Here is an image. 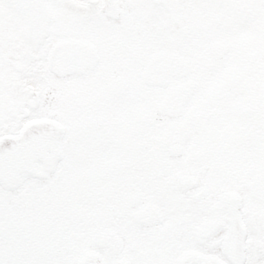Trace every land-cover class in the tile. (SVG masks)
Here are the masks:
<instances>
[{
    "label": "rangeland",
    "instance_id": "374dc122",
    "mask_svg": "<svg viewBox=\"0 0 264 264\" xmlns=\"http://www.w3.org/2000/svg\"><path fill=\"white\" fill-rule=\"evenodd\" d=\"M218 9L226 16L222 18ZM173 11L179 24L181 45L194 49L185 51L193 56L195 71L192 78H196L198 84L195 98L221 99L219 104L222 101L224 106L214 127L212 122L216 118L210 112L211 103H206L203 110L198 109V103H191L185 116L175 122L159 118L156 109L164 92L142 89L137 83L120 102L112 103L111 98L102 96L106 102L103 105L107 107L96 100V106L88 108L70 98L72 115H81L88 121V110H96V120L112 130L114 145L105 142L99 147L104 152L94 151L92 158L88 156L95 168L99 159V169L85 168L88 171L82 174L86 179L83 183L70 178L68 181L66 176L64 179L58 177L60 184L48 187L29 181L31 191L38 194L23 197L21 201L18 198L23 191L19 187L14 193H0V264H59L58 258L64 253L77 257L92 245L91 235L84 237L80 231L84 213L93 206H105L107 201L120 196L126 170L134 175L147 164L145 179L150 190H166L168 184L175 190L179 177L192 172L190 163H193L196 150L205 147L217 146L216 149L210 148L211 153L220 156L226 172L215 170L212 174L228 184L229 190L241 187L228 175L241 180L250 179L244 181V189L264 207V138H261L264 57L260 56L264 49V0H177ZM232 15L235 17H229ZM218 18H222L219 23ZM252 20H258V26L251 23ZM213 27L227 29L223 37L230 42L238 40L239 45V54L238 50L237 53L233 51L217 66L206 55H209L211 40L221 37L210 35L216 32ZM102 39L106 46L107 37ZM255 39L260 40L259 46L248 55L247 42ZM209 62L212 64L208 65ZM95 131L98 132L97 128ZM255 137L260 147L253 142ZM175 143L187 153L179 160H171L168 154ZM168 173L172 176L164 183L166 187H162L159 182ZM212 174H204V185L212 184ZM24 192L27 194V190ZM34 203V216H29L30 206ZM249 223L250 237L257 242L259 235L256 232L264 229V210L252 215ZM68 259L65 263L72 264V259ZM187 261L189 257L183 256L180 264Z\"/></svg>",
    "mask_w": 264,
    "mask_h": 264
},
{
    "label": "flooded vegetation",
    "instance_id": "af4514ba",
    "mask_svg": "<svg viewBox=\"0 0 264 264\" xmlns=\"http://www.w3.org/2000/svg\"><path fill=\"white\" fill-rule=\"evenodd\" d=\"M46 1L51 19L47 36L38 43L41 26L29 29L34 42L25 40L20 15L0 0V138L18 135L30 122L44 123L50 135L41 141L45 160L33 162L38 173L44 171L53 151L62 153L64 136L74 121L68 114L70 96L87 101L83 93L95 82L100 84L103 76L138 74L149 53L150 32L159 31L163 36L166 33L162 40L170 42L168 49L179 48V38L175 35L179 26L172 10L176 0H116L120 9L116 20L108 19L102 12L108 0ZM159 10L150 17L153 24L157 22V28L150 29V23H143L138 16V13ZM67 38L86 39L96 46L98 61L93 70L81 76L63 77L48 71L46 57L50 48ZM194 168L198 169L195 164ZM207 174H212L211 170ZM192 176L198 181L196 188L183 195L159 196L158 204L143 201L145 184L142 183L135 191V195L142 197L138 206L129 204L130 197H127V204L125 200L119 202L120 210L110 212L97 222L90 231L95 237L112 230L123 241L119 255L93 245L100 263L165 264L162 253L166 251L168 264H180L183 256L189 257L184 264H228L229 213L235 209L241 213L242 203L238 197L230 196L228 184L216 176L212 175L209 185H204L202 173ZM33 179L53 184L49 176ZM150 206L159 209L161 219L138 224L136 212ZM252 246L244 249L246 262L260 264L259 258L253 257L263 255L259 252L264 253V245Z\"/></svg>",
    "mask_w": 264,
    "mask_h": 264
},
{
    "label": "water",
    "instance_id": "95a60500",
    "mask_svg": "<svg viewBox=\"0 0 264 264\" xmlns=\"http://www.w3.org/2000/svg\"><path fill=\"white\" fill-rule=\"evenodd\" d=\"M79 43L72 42L71 45L77 46ZM222 47V46H221ZM220 48L218 44L212 46L213 50ZM222 51H225L224 48H220ZM72 64H77L79 61L78 55L70 56ZM52 58V56H51ZM48 66L51 69H54L51 60L48 61ZM190 73L189 62L183 58L178 57L173 53H154L148 60L145 65V69L141 74V79L144 84L148 86H154L159 88H166L169 78L175 76L177 78L188 76ZM193 89V82L187 81L184 84L171 87L168 89L166 97L159 104L158 114L160 115H169L171 117L179 116L183 113V106L188 101L191 96ZM124 89L118 88V83L109 87V93L111 95H117L123 93ZM0 146V173H3V176L9 174L13 176L18 170H20L19 161L16 159L18 154L14 149L12 144H4ZM172 153H177V148L172 150ZM29 156H25V160ZM3 179V178H2ZM189 178H182L181 184L183 187L190 186ZM234 235L236 237L235 245L239 246L243 243V231L240 229L239 225L235 224ZM78 264H95L94 258L90 254H85L79 260Z\"/></svg>",
    "mask_w": 264,
    "mask_h": 264
}]
</instances>
